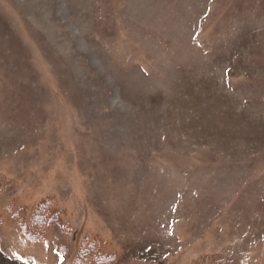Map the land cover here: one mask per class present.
I'll list each match as a JSON object with an SVG mask.
<instances>
[{
  "label": "rangeland",
  "instance_id": "rangeland-1",
  "mask_svg": "<svg viewBox=\"0 0 264 264\" xmlns=\"http://www.w3.org/2000/svg\"><path fill=\"white\" fill-rule=\"evenodd\" d=\"M0 264H264V0H0Z\"/></svg>",
  "mask_w": 264,
  "mask_h": 264
},
{
  "label": "trees",
  "instance_id": "trees-1",
  "mask_svg": "<svg viewBox=\"0 0 264 264\" xmlns=\"http://www.w3.org/2000/svg\"><path fill=\"white\" fill-rule=\"evenodd\" d=\"M53 201L54 200L49 197L40 199L35 205L30 217L20 222L21 231L28 239L38 240L40 237L44 236V231L49 226V223L57 219V212L52 210Z\"/></svg>",
  "mask_w": 264,
  "mask_h": 264
}]
</instances>
